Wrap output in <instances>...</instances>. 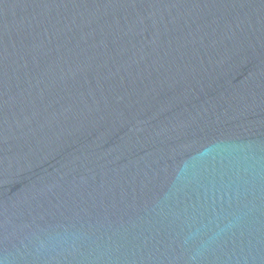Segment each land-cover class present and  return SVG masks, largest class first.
I'll return each instance as SVG.
<instances>
[{
	"label": "water",
	"instance_id": "obj_1",
	"mask_svg": "<svg viewBox=\"0 0 264 264\" xmlns=\"http://www.w3.org/2000/svg\"><path fill=\"white\" fill-rule=\"evenodd\" d=\"M0 264H264V0H0Z\"/></svg>",
	"mask_w": 264,
	"mask_h": 264
}]
</instances>
